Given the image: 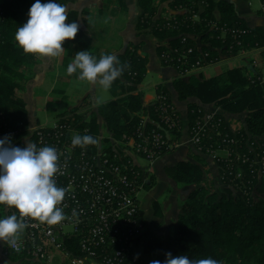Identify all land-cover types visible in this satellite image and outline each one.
I'll use <instances>...</instances> for the list:
<instances>
[{"label": "trees", "instance_id": "trees-1", "mask_svg": "<svg viewBox=\"0 0 264 264\" xmlns=\"http://www.w3.org/2000/svg\"><path fill=\"white\" fill-rule=\"evenodd\" d=\"M76 0H58L68 5ZM264 3V0H261ZM42 3L47 0H41ZM112 2V0H110ZM143 13L139 17L137 31H149L161 44L158 53L164 66L173 67L179 76L174 86L181 101L197 98L204 104H216L231 114L247 113L245 130L235 134L229 129L222 115H215L214 122L220 123L219 130L209 132L198 146L199 152L208 155L210 150H218L217 132L239 140L240 148L228 147L242 154L251 156L245 144L248 140L264 143V84L260 75L247 74L248 67L232 68L213 79H205L202 72L184 77L196 62L201 61L204 67H210L227 59L236 58L254 50L262 51L264 65V29H250L237 13L236 7L229 1L215 0H176L170 4L171 20H155L158 8L155 0H138ZM35 0H2L0 3V130H23L29 125L26 102L17 95L29 79L26 66L33 64L36 54L25 53L15 40V32L27 22L29 10ZM202 3V5H201ZM113 14L126 11L124 0H115ZM201 6L203 7L201 11ZM218 11L220 19L215 17ZM89 13L88 11L85 14ZM199 20H194L195 15ZM79 13H69L68 23L78 20ZM214 26L218 27L215 28ZM230 32L223 34V29ZM235 31V32H232ZM65 45L75 49L84 47L97 58L110 52L92 50L90 39L81 30L74 39L65 40ZM163 43V44H162ZM192 50V52H188ZM139 46L129 44L124 53L117 54L122 64L127 63L122 76L113 82L110 90L120 96L119 99L98 106L96 114L87 119L84 107L66 111L59 115L63 124H72L74 118L80 122L78 129H89L90 135L97 140L99 117L103 118L107 133L119 140L123 135L136 137L140 132L149 134L157 131L163 134L170 143L182 137V122L177 130H170L162 125L159 101L145 105L140 93H135L143 83L147 73L148 61L138 52ZM166 54V57L163 55ZM262 78V77H261ZM158 96H164L167 103L175 107L169 91L159 88ZM90 113V112H89ZM205 117L197 106L190 107L189 129H193ZM143 118L148 119L143 123ZM88 120V121H87ZM74 122V124H76ZM83 122V123H82ZM203 123V122H202ZM184 125V124H183ZM50 132V130H46ZM103 141L105 152L109 153L112 143L108 137ZM13 146L25 147V142L16 141ZM95 151V144L87 145ZM116 152V151H115ZM167 151H164L165 154ZM201 162L204 160L199 158ZM222 159L217 164L223 174V192H211L203 184L206 171L190 162H181L166 169L167 175L174 182L183 186H193L188 200L181 206V213L175 220V230L167 238L145 232L138 240V252L142 256H152L163 262L167 253L173 256L186 255L190 259L211 257L220 264H264V175L258 176L256 170L242 165L247 177L231 181L227 165L235 164ZM257 168V167H256ZM145 187H149L145 183ZM157 216L162 215L158 203H154ZM4 205H0L2 210ZM146 228L143 211L137 217ZM78 240V239H77ZM77 240H67L65 245L73 254H78ZM76 255V254H73ZM11 264H45L32 256L11 254ZM137 264H148L142 260Z\"/></svg>", "mask_w": 264, "mask_h": 264}, {"label": "built area", "instance_id": "built-area-1", "mask_svg": "<svg viewBox=\"0 0 264 264\" xmlns=\"http://www.w3.org/2000/svg\"><path fill=\"white\" fill-rule=\"evenodd\" d=\"M166 20L169 22L171 17ZM194 20H199L198 14ZM214 27L218 30V27ZM228 32L229 29H223V34ZM207 68L198 61L186 71L184 77ZM155 101L161 103V119L156 125L170 130L179 129L182 120L175 107L168 104L164 96L157 95ZM204 115L195 128L189 129L190 141L196 148L202 143L206 131L207 134L214 133L220 126V123L214 122L215 115ZM143 120L145 123L148 119ZM72 121V124H63L58 118L49 126L0 130V139L8 136L12 144L16 141H31L37 147H55L59 154L60 168L54 179L58 186L68 189L64 200L58 205L64 209L66 218L60 224L48 225L37 218L24 217L26 228L17 237L16 246L11 247L0 241V264H11L8 261L13 253L32 256L45 264H137L146 260L137 251L138 240L146 232L137 217L142 211L140 194L148 180L146 169L138 160L142 158L151 166L164 151L178 147V142L170 143L157 131L149 134L140 132L136 137L125 134L119 140L109 136L113 148L106 153L103 146L106 138L98 135L96 150L91 151L87 145H72L71 139L75 134H90L88 128L84 131L78 129L80 122L77 123L74 118ZM228 127L234 134L239 131L234 132L232 127ZM217 137L221 138L218 140L219 149L210 150L207 156H211L217 163L222 159L231 163L232 158H237L235 164L227 165L231 181L239 179L243 180L241 184L245 182L247 175L242 165L248 166L252 172L256 170L258 176L264 175V143L248 140L245 144L251 154L248 156L228 148H240L236 136L231 138L228 134L222 136L217 132ZM11 214H16L18 218L20 216L17 209L6 205L0 210V217ZM71 239H78V254L73 250L76 255L65 245Z\"/></svg>", "mask_w": 264, "mask_h": 264}, {"label": "crops", "instance_id": "crops-1", "mask_svg": "<svg viewBox=\"0 0 264 264\" xmlns=\"http://www.w3.org/2000/svg\"><path fill=\"white\" fill-rule=\"evenodd\" d=\"M124 1L127 6L126 11L121 10L116 14L112 13L115 7V0H112V2L110 0H76L68 4V13L72 11L79 13L77 20L80 25L79 30L83 31L90 39L92 50H100L101 52H110L117 55L124 53L131 43L139 46L138 52L142 57L147 59L148 66L145 80L138 86L135 93H140L145 105H149L155 101L159 88L166 89L170 92L175 109L184 124L182 137L179 141L180 146L168 150L151 166L147 164L146 174L150 176V183L148 184L149 187L144 190L146 194L141 197V207L147 223L146 232L154 233L164 238L165 235L169 236L174 232L175 220L181 213L182 204L196 190V187L183 186L170 179L166 172L167 168L174 167L181 162H190L202 167L206 171L205 183L203 185L209 191L222 193L224 189L223 174L217 162L210 156L201 154L190 141V107L197 105L206 115H222L227 120V124L236 131L247 128V113L240 115L231 114L216 104H204L197 98L181 101L174 86L179 73L173 67L162 64L158 53V46L161 44V41L149 31L142 33L137 31L138 20L143 13L138 0ZM175 1L155 0V5L158 8L155 20L171 17L173 12H170V4ZM224 1L232 2L235 5L238 15L250 29H264V4L261 0ZM202 9L203 7L201 6V11ZM86 11L89 13L85 14ZM215 17L220 19L218 11L215 12ZM65 23H68V20ZM102 27L107 31L101 35L100 30ZM100 43H103V45ZM63 47L65 49L59 56L44 57L37 55L34 63L26 66V70L29 72V79L24 84L23 89L17 90V95L26 102L28 127L41 125L38 123V102L35 91L37 89L44 90L46 86L48 89H51L49 91L51 94L57 90V85L60 82L67 83L72 78H77V73L71 75L67 73V66L73 61L76 52L88 49L77 46L75 54H73L71 48L66 47L65 42H63ZM262 51L254 50L239 57L227 59L217 65L208 67L202 72V75L205 79H213L229 69L248 67L249 72L247 75L250 78L253 74L260 75L261 82L264 84ZM84 83L87 86H84L83 93L76 98L77 105L71 106L66 111L85 106L84 110L87 112L86 114L92 118V113L96 114L99 105L120 98V96L112 93L110 89L111 95L99 97L98 85L88 81H84ZM97 98L99 99V103H97ZM62 113L57 114L55 121L58 120L59 115ZM41 126H49V124H42ZM99 133L103 138L109 137L105 122L100 117ZM26 145L27 143H25ZM199 158L203 159L204 163ZM138 163L145 169V164L141 163V160H138ZM156 202L160 207V211H162L161 216H157L155 213L154 203Z\"/></svg>", "mask_w": 264, "mask_h": 264}, {"label": "clouds", "instance_id": "clouds-1", "mask_svg": "<svg viewBox=\"0 0 264 264\" xmlns=\"http://www.w3.org/2000/svg\"><path fill=\"white\" fill-rule=\"evenodd\" d=\"M27 22L15 32V40L25 53L44 57H57L63 51V42L74 39L80 29L76 20L69 19L68 5L58 0H35L28 13ZM127 63L122 64L115 53L95 57L88 50L76 52L67 66L69 75L77 73L79 81H88L108 90L123 75ZM97 103L99 99L97 98ZM73 146L96 144L90 134H75ZM59 154L53 146L37 147L31 141L25 147L13 146L8 136L0 139V205L18 210L20 216L11 214L0 217V241L15 247L17 237L26 228L24 217L37 218L48 225L60 224L66 217L58 205L68 189L57 185L54 179L59 171ZM150 264H220L211 257L190 259L186 255L167 253L163 262Z\"/></svg>", "mask_w": 264, "mask_h": 264}, {"label": "rangeland", "instance_id": "rangeland-1", "mask_svg": "<svg viewBox=\"0 0 264 264\" xmlns=\"http://www.w3.org/2000/svg\"><path fill=\"white\" fill-rule=\"evenodd\" d=\"M201 5H202V3H201ZM106 31L107 30L104 27H102L100 30L101 35L104 34V32H106ZM100 44L103 45V43H100ZM84 86L85 87L87 86V84L84 83V81H79L77 78H72L67 83L60 82L57 85V90L54 93L52 92L51 94L49 93V91L51 89H48L46 86H45L44 90L37 89L35 91V96H36V99L38 102V119H39L38 123L41 125L42 124L43 125H45V124L51 125V124H53V122H55V120H56L55 118L57 117V114L68 110L71 106H76L77 105V99L76 98L83 93ZM98 92H99V94H98L99 97H101L102 95H105V96L111 95L109 89L105 90L100 86H98ZM231 129L234 132L236 131L233 128H231ZM179 141H176V142H178L177 143L178 147L180 146ZM140 160H141V163L145 164L144 167L147 170V167H148L147 164L148 163L142 158ZM147 180H148L147 183L149 184L150 183V176H147ZM144 190L145 189H143L142 192ZM144 194H146V191H144L142 194H140V200ZM167 237H168V235H165V237L163 239H165ZM144 258L147 260V262L149 264L151 261L155 260V258L152 256H146L145 255ZM56 259L59 261V258H56ZM56 264H60V262H58Z\"/></svg>", "mask_w": 264, "mask_h": 264}]
</instances>
